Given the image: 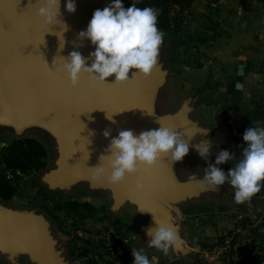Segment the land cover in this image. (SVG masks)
<instances>
[{
	"label": "water",
	"instance_id": "1",
	"mask_svg": "<svg viewBox=\"0 0 264 264\" xmlns=\"http://www.w3.org/2000/svg\"><path fill=\"white\" fill-rule=\"evenodd\" d=\"M66 2L60 0V22L50 26L37 16L43 0H0V130L12 132L16 139L28 131H36L52 142L56 153L53 168L40 177L48 191L68 192L78 184H85L90 191L108 193L112 213L131 206L144 220L140 231L147 242L150 240L147 229L155 227L153 217L173 225L181 243L171 248L172 253L193 264L174 212L180 204L206 193L220 198L223 185L214 191L187 183L179 174L180 161L173 163L168 156L159 159L149 174L141 169L118 185L108 183L110 170L106 162L103 176L94 179L91 168L98 166L99 156L105 154L110 139L119 131L130 129L138 135L157 129L160 124L183 133L189 152L197 153L195 145L209 142L210 155L201 158L203 162L227 150L233 154L227 163L234 166L245 146L231 149L238 143L232 126L226 130L205 128L194 119L192 96L185 98L173 114H155L159 90L168 78L167 70L158 60L147 78L135 70L123 84L111 83L112 78L95 83L81 74L78 86L73 88L63 71L58 70L63 63L61 57H67L71 51L89 57L95 46L87 39H79L78 33L86 30L96 9H103L113 0H74V13L65 10ZM45 61L51 71H46ZM242 74L240 69L238 90ZM106 129L110 130L107 139L103 135ZM137 181L144 184L143 190H135ZM0 256L10 264H17L20 257L27 258L29 264H70L64 250L58 247L50 222L42 214L10 209L1 203Z\"/></svg>",
	"mask_w": 264,
	"mask_h": 264
},
{
	"label": "rangeland",
	"instance_id": "2",
	"mask_svg": "<svg viewBox=\"0 0 264 264\" xmlns=\"http://www.w3.org/2000/svg\"><path fill=\"white\" fill-rule=\"evenodd\" d=\"M121 2L125 9L129 7L125 0ZM188 10L189 8L178 14V9H173L174 20L170 32L163 37L159 49L158 64L167 70L168 78L166 84L160 88L154 104L153 112L157 115H168L177 111L181 81L174 77V70L179 69L181 64L194 70L201 69L207 60L201 51L195 49L193 53L191 45L174 38V22L186 15ZM211 62L220 71L215 60ZM133 71L135 70L131 72ZM192 93V90L186 91L185 98L197 97L196 92L194 95ZM25 138L39 140L47 148L46 166L39 171L24 174L18 171L13 173L0 166L6 180L15 189L11 200L0 203L14 210L46 213L49 219L45 218L50 222L52 234L58 240V247L64 250L70 264H89L90 261L95 264H133L131 251L134 247L144 248L151 264H188L180 256L176 257L172 249L165 256L155 248H149L140 231L143 219L133 216L131 211L134 208L131 206L112 213V201L108 193L90 191L85 184H78L68 192L48 191L41 184L40 177L42 173L53 168L51 163L56 157L53 144L45 135L36 131H28L17 140ZM11 140L10 133L0 130V150L3 143H10ZM235 148L236 146L231 147L233 150ZM209 164H215V159L203 162L197 153L188 152L179 164L180 177L187 179L189 175L195 174L197 178H203L204 168ZM218 167L227 173L233 166L226 162ZM223 189L224 193L220 198L206 193L176 207L174 215L179 220L180 234L189 250L187 256L193 259V264H264V212L253 208L246 213L248 215L242 213L244 216L239 218L241 212L233 209L237 206L241 208L240 204L234 203V189L228 183L223 185ZM49 200L53 203L47 210L44 206ZM66 200L88 202L99 211L93 216L87 214L83 219L75 213L72 214L73 218L66 217L62 210V204ZM246 203L253 204L256 209L264 205L262 189ZM259 216L261 217L256 220L255 217ZM236 224L239 227L237 231ZM234 237L237 238L238 244L231 247L230 242ZM219 240L225 241L220 243ZM4 260L5 258L0 256V264Z\"/></svg>",
	"mask_w": 264,
	"mask_h": 264
},
{
	"label": "clouds",
	"instance_id": "3",
	"mask_svg": "<svg viewBox=\"0 0 264 264\" xmlns=\"http://www.w3.org/2000/svg\"><path fill=\"white\" fill-rule=\"evenodd\" d=\"M65 10L68 13L76 11L74 0H67ZM161 11L157 7L141 9L135 3L125 9L121 0H113L103 9H96L86 30L78 33V38L89 40L95 50L87 58L79 51H71L67 57H61L63 63L58 70L63 71L73 88L78 86L81 74H86L95 83L107 82L109 78H112L113 84L126 83L132 70H136L142 78H147L157 63L165 35L157 27ZM59 15L60 0H43V6L37 9V16L46 25L51 26L59 21ZM45 65L46 71H51L46 61ZM103 135L107 139L110 130L106 129ZM183 135L161 124L157 129L141 131L138 135L130 129L121 130L110 139L104 149L105 154L99 156L98 166L91 168L93 178L105 174L104 162L110 170L108 183L118 185L124 182L126 176L136 174L141 169L149 174L156 162L164 156H168L173 163L182 161L189 152V143L183 139ZM242 139L246 147L242 150L241 158L227 173L218 165L232 160L233 154L221 150L215 158V164L204 168L203 179H197L193 174L188 176L187 183H195L197 187H207L214 191L228 183L234 189V203L250 201L264 186L261 183L264 181V126L258 122L251 125L243 132ZM194 147L201 158L210 155L209 142L203 141ZM144 187L142 182L137 181L135 190L141 191ZM153 219L155 227L147 229L150 238L148 247L166 256L171 248L181 243L178 231L165 221ZM131 254L134 257L133 264H151L144 248L134 247Z\"/></svg>",
	"mask_w": 264,
	"mask_h": 264
},
{
	"label": "crops",
	"instance_id": "4",
	"mask_svg": "<svg viewBox=\"0 0 264 264\" xmlns=\"http://www.w3.org/2000/svg\"><path fill=\"white\" fill-rule=\"evenodd\" d=\"M174 38L207 58L201 69L181 64L174 70V77L181 81L177 109L186 91L192 90V95L196 92L192 103L194 119L205 128L226 130L233 126L238 139L236 147H246L242 139L245 129L257 122L264 126V0H193L186 15L174 22ZM211 60H215L220 71ZM240 69L243 74L238 90ZM5 131L11 134V142L17 140L12 132ZM10 143H3L1 148ZM261 183L264 185V181ZM261 189L263 197L264 186ZM47 202L44 208L48 210L53 201ZM240 206L233 207L241 212L239 218L253 208L264 212V205L261 209L246 202ZM131 212L139 218L134 210ZM39 214L49 219L46 213ZM1 264L10 263L4 260ZM17 264L29 262L20 257Z\"/></svg>",
	"mask_w": 264,
	"mask_h": 264
},
{
	"label": "trees",
	"instance_id": "5",
	"mask_svg": "<svg viewBox=\"0 0 264 264\" xmlns=\"http://www.w3.org/2000/svg\"><path fill=\"white\" fill-rule=\"evenodd\" d=\"M129 7L132 3H135L138 8L144 7H157L161 9V14L158 16L157 27L163 31L165 35L170 32L174 15L172 16L173 9H178V14H181L183 10L190 7L193 0H125ZM164 35V36H165ZM48 152L47 149L34 138H25L23 140H13L10 144L5 145L0 150V166L4 169L10 170L13 173L18 171L20 173H28L39 171L46 166V158ZM15 195V189L12 184L8 182L4 174L0 170V201L7 202L11 200ZM62 210L66 217H72L75 213L80 218L84 216H93L99 210L88 202H77L75 200H66L62 204ZM244 223V222H243ZM241 225V224H240ZM236 224L235 229L238 230ZM243 229L244 227L241 226ZM242 231V230H241ZM232 232V231H231ZM238 233V232H236ZM228 235H232L228 233ZM237 235V234H234ZM227 237V236H226ZM226 239V238H224ZM237 238H232L230 242L231 247L236 246ZM220 243L225 240H219ZM255 258H260L255 256ZM89 264H95L90 261ZM109 264V263H106Z\"/></svg>",
	"mask_w": 264,
	"mask_h": 264
}]
</instances>
